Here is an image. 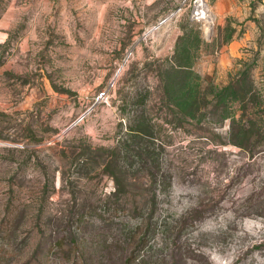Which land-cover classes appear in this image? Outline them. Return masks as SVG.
I'll list each match as a JSON object with an SVG mask.
<instances>
[{
    "label": "rangeland",
    "instance_id": "1",
    "mask_svg": "<svg viewBox=\"0 0 264 264\" xmlns=\"http://www.w3.org/2000/svg\"><path fill=\"white\" fill-rule=\"evenodd\" d=\"M205 2L0 0V264H264V0Z\"/></svg>",
    "mask_w": 264,
    "mask_h": 264
},
{
    "label": "built area",
    "instance_id": "2",
    "mask_svg": "<svg viewBox=\"0 0 264 264\" xmlns=\"http://www.w3.org/2000/svg\"><path fill=\"white\" fill-rule=\"evenodd\" d=\"M194 8L201 15H206L208 12L205 0H194ZM104 95H105L104 91L100 93L101 97H104Z\"/></svg>",
    "mask_w": 264,
    "mask_h": 264
},
{
    "label": "trees",
    "instance_id": "3",
    "mask_svg": "<svg viewBox=\"0 0 264 264\" xmlns=\"http://www.w3.org/2000/svg\"><path fill=\"white\" fill-rule=\"evenodd\" d=\"M127 264H133L132 260L130 259Z\"/></svg>",
    "mask_w": 264,
    "mask_h": 264
}]
</instances>
